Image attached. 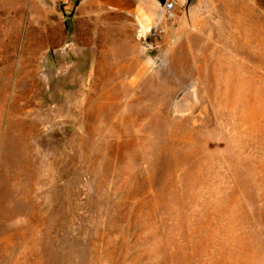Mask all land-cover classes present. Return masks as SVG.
Here are the masks:
<instances>
[{
    "label": "rangeland",
    "instance_id": "1",
    "mask_svg": "<svg viewBox=\"0 0 264 264\" xmlns=\"http://www.w3.org/2000/svg\"><path fill=\"white\" fill-rule=\"evenodd\" d=\"M191 1L0 0V264H264V0Z\"/></svg>",
    "mask_w": 264,
    "mask_h": 264
},
{
    "label": "crops",
    "instance_id": "2",
    "mask_svg": "<svg viewBox=\"0 0 264 264\" xmlns=\"http://www.w3.org/2000/svg\"><path fill=\"white\" fill-rule=\"evenodd\" d=\"M98 2L105 7L132 15L143 31L165 26L164 9L159 0H98Z\"/></svg>",
    "mask_w": 264,
    "mask_h": 264
},
{
    "label": "built area",
    "instance_id": "3",
    "mask_svg": "<svg viewBox=\"0 0 264 264\" xmlns=\"http://www.w3.org/2000/svg\"><path fill=\"white\" fill-rule=\"evenodd\" d=\"M162 3L163 9H164V16L166 20H175L177 17V0H159ZM165 32V27H156L154 29V34L161 36Z\"/></svg>",
    "mask_w": 264,
    "mask_h": 264
},
{
    "label": "water",
    "instance_id": "4",
    "mask_svg": "<svg viewBox=\"0 0 264 264\" xmlns=\"http://www.w3.org/2000/svg\"><path fill=\"white\" fill-rule=\"evenodd\" d=\"M195 2H196V0H192V1H191V5H194Z\"/></svg>",
    "mask_w": 264,
    "mask_h": 264
}]
</instances>
